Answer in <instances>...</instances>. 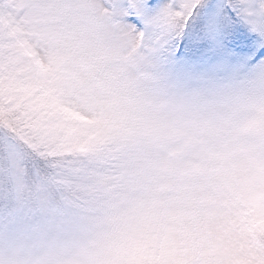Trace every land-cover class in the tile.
Instances as JSON below:
<instances>
[{
    "label": "snow or ice",
    "instance_id": "1",
    "mask_svg": "<svg viewBox=\"0 0 264 264\" xmlns=\"http://www.w3.org/2000/svg\"><path fill=\"white\" fill-rule=\"evenodd\" d=\"M0 264H264V0H0Z\"/></svg>",
    "mask_w": 264,
    "mask_h": 264
}]
</instances>
